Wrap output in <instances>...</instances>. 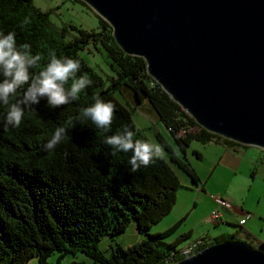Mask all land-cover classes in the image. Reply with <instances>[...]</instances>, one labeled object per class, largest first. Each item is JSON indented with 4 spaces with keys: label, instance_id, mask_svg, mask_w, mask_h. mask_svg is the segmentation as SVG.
<instances>
[{
    "label": "trees",
    "instance_id": "obj_1",
    "mask_svg": "<svg viewBox=\"0 0 264 264\" xmlns=\"http://www.w3.org/2000/svg\"><path fill=\"white\" fill-rule=\"evenodd\" d=\"M49 16L50 12L40 10L34 0H0V32L14 31L18 47L31 45L32 54L41 56L39 68L47 64L52 54L70 57L81 64L77 76L86 74L93 83L77 101L61 108L50 109L41 100L39 105L26 109L19 128L5 130L2 118L7 109L0 105V264H25L33 258L38 264H62L66 257L79 256L81 261L68 264L178 261L186 249L185 244H180L189 233L170 242L162 239L171 235L179 222L163 232L150 234L149 230L170 212L181 188L171 164L183 170L192 184L197 181L196 174L157 131L154 137L163 147L165 158L129 173L127 162L132 153L112 155L113 150L103 142L105 137L128 128L134 133V140L150 141L135 127L131 111L120 103L115 92L126 87L133 92L136 103L146 99L183 157L191 140L209 142L223 137L198 126L173 102L146 73L144 60L125 54L115 43L111 28L101 17L98 16L99 27L95 31L72 24L56 27ZM26 17L31 22L22 28ZM69 30L75 34L69 35ZM89 42L106 51L114 76L104 80L78 55ZM97 96L115 105L107 132L90 121L81 124L77 120L80 109L94 103ZM184 125L196 130L177 136ZM61 126L69 129L68 138L53 152L43 151L42 145ZM130 223L143 238L126 248L110 245L106 255L100 249V241L124 232ZM197 239L202 242L196 250L211 244H205L204 236ZM260 251L264 253V245ZM51 256L54 261H49Z\"/></svg>",
    "mask_w": 264,
    "mask_h": 264
},
{
    "label": "water",
    "instance_id": "obj_2",
    "mask_svg": "<svg viewBox=\"0 0 264 264\" xmlns=\"http://www.w3.org/2000/svg\"><path fill=\"white\" fill-rule=\"evenodd\" d=\"M194 122L264 151V0H79ZM171 264H264V253L216 241Z\"/></svg>",
    "mask_w": 264,
    "mask_h": 264
},
{
    "label": "clouds",
    "instance_id": "obj_3",
    "mask_svg": "<svg viewBox=\"0 0 264 264\" xmlns=\"http://www.w3.org/2000/svg\"><path fill=\"white\" fill-rule=\"evenodd\" d=\"M30 22L26 17L20 26L23 28ZM40 61L39 54H32L31 45L24 43L17 46L14 31H9L7 34L0 32V105L7 109L2 118L5 130L9 127L19 128L25 110L39 105L41 100L46 101L50 109H58L77 101L80 94L93 83L86 74L77 76L81 64L76 59L58 58L52 54L43 68L38 67ZM18 92H20L19 96H17ZM114 113L115 105L97 96L94 98V103L80 109L77 120L81 124L90 121L96 128L107 132L111 128ZM68 133V128L57 127L42 145L43 151L53 152L68 138ZM133 136L131 130L124 128L120 133L106 136L103 141L113 150L112 155L117 152L132 153L127 162L130 174L165 158L166 154L161 145L134 140Z\"/></svg>",
    "mask_w": 264,
    "mask_h": 264
},
{
    "label": "rangeland",
    "instance_id": "obj_4",
    "mask_svg": "<svg viewBox=\"0 0 264 264\" xmlns=\"http://www.w3.org/2000/svg\"><path fill=\"white\" fill-rule=\"evenodd\" d=\"M34 4L40 10L43 11L47 10L50 12V16H49L50 20L52 24L56 27L67 26L69 24H72L77 26L78 28H82L86 30H90V29L95 31L98 30L99 18L92 11V8H90L85 3H81L77 0H34ZM70 34L73 35L75 34V32L69 30V35ZM78 55L82 57L91 66V68H93V70L97 74H99L104 80H106L107 77L114 76V74L111 71V67L107 63L108 59L106 57V51L100 48L98 44H93L89 42L87 46L82 51L79 52ZM107 84H109V82H106L105 85ZM115 96L118 98L121 104L126 106L131 111L132 113L131 116L134 121L135 127L139 129V131H141L148 138L150 143L159 144V142L154 137V132L157 131L161 134L163 139L170 144L169 146L176 153H178V155L181 156V153L179 152L177 145L175 144L172 136H170V134L167 131L168 129L165 127L164 123L158 119L156 112L151 108L149 102L146 99L142 100L141 103H136L134 101L135 99L133 96V92L126 87H122L121 92L119 90H116ZM189 145L190 148L188 146L185 148L189 156H192L191 147L196 148V150L204 152V150L202 149L203 145L199 141L191 140ZM247 147L252 150H256L255 149L256 147L253 146H247ZM192 159L193 162H196L200 166L205 164L208 165L207 157H205V159L203 160L198 161L195 159L194 156H192ZM171 167L177 174V178L181 183V188L176 193V202L172 206L170 212L162 220H159L158 222L153 224L149 230V233L152 234L159 231L163 232L169 227H171L174 223L179 222L177 229H175V231L171 235H168L162 239L164 242H170L175 237L177 238L179 235L184 234L183 232H185V234H188L189 233L187 231L188 228L190 226L194 227L195 224L198 223L195 233H193L192 235L191 234L188 235L189 237L182 240L180 246L184 247L189 243L191 244L193 242L192 240L194 239V237L197 234H200L201 231L202 232L207 231V229L210 227L208 225L209 223L208 224H206V222L201 223L202 222L201 220L204 218V215L206 216L208 214L210 215L212 212L217 210L212 209V211H209L211 206L209 205V201L211 200V198L210 200L207 199L199 200L198 201L199 206L194 207L195 200L193 197H195V195L194 192H192L193 187L190 178L183 170L177 168L176 165L171 164ZM217 171L218 173H221L220 176L221 180L220 182L215 181L214 177L216 175L214 174L213 178L209 181L208 190L210 191L207 192L210 196L211 194L215 195L216 192L221 191V189L225 187L226 184L225 179H227L230 176L227 174V172H222V170H217ZM259 189L260 190L264 189V183H260ZM190 193H192L193 196H191ZM262 207H264V205L261 206V208L259 207V210H261ZM142 238L143 235L138 233L137 230H135L134 225L130 223L124 232L117 235L116 234L113 235L112 239L105 237L102 241H100L99 246L100 249L107 255L110 251V245L111 247H115V245H120L122 248H126L130 245L132 246L138 243ZM189 240L192 242H188ZM225 240H235V239H225ZM186 242L188 243L185 244ZM205 244H208V242ZM182 257L183 255L181 256V258ZM81 260H82L81 256L75 259L66 257V259L62 262V264H68V262L70 261L79 262ZM37 261H38L37 258H33L25 264H38ZM49 261H54V256H51L49 258ZM85 262L84 264L89 263L88 261Z\"/></svg>",
    "mask_w": 264,
    "mask_h": 264
},
{
    "label": "crops",
    "instance_id": "obj_5",
    "mask_svg": "<svg viewBox=\"0 0 264 264\" xmlns=\"http://www.w3.org/2000/svg\"><path fill=\"white\" fill-rule=\"evenodd\" d=\"M200 143L204 152L191 147L192 156L198 161L207 157L209 166L207 164L200 166L193 162L194 158L187 154L186 149H184V157L182 154L181 156L176 154L179 158H184L196 174L197 181L192 184L193 190L191 189L195 195L194 207L199 206V200L211 198L209 211L217 210L222 221H208L211 214L204 215L200 222L209 223L210 227L207 231L197 234L193 240L202 236L208 243L235 239L261 250L264 245V211H262L264 207L261 210L259 207L264 205V189L260 190L259 187L260 183H264V151L257 148L252 150L246 145L226 141L223 138H212L209 142ZM188 147L190 148V145ZM216 168L227 172L230 176L225 179V187L210 196L207 192L210 191L209 181L214 174L215 181L221 180V173H218ZM190 195L193 196L192 193ZM215 197L221 198L225 205L217 203ZM197 224L188 228L189 235L195 233Z\"/></svg>",
    "mask_w": 264,
    "mask_h": 264
},
{
    "label": "built area",
    "instance_id": "obj_6",
    "mask_svg": "<svg viewBox=\"0 0 264 264\" xmlns=\"http://www.w3.org/2000/svg\"><path fill=\"white\" fill-rule=\"evenodd\" d=\"M191 130L194 131L196 130V128L193 126L184 125L180 131L176 132V135L179 136ZM214 200L221 205H225V202L221 200V198L215 197ZM211 220H218V221L221 220L222 221L221 216L217 211H214L211 213L210 217L208 218V221H211ZM201 242H202L201 240L197 239V242L193 243V245H187V248L184 251H182V255L185 256V255H188L189 253L190 254L193 253L199 247Z\"/></svg>",
    "mask_w": 264,
    "mask_h": 264
},
{
    "label": "bare ground",
    "instance_id": "obj_7",
    "mask_svg": "<svg viewBox=\"0 0 264 264\" xmlns=\"http://www.w3.org/2000/svg\"><path fill=\"white\" fill-rule=\"evenodd\" d=\"M197 240H194L191 244L189 243L188 245H193V243H196ZM186 248H187V245H186ZM176 261V260H175ZM173 263V262H172ZM171 264V263H170Z\"/></svg>",
    "mask_w": 264,
    "mask_h": 264
}]
</instances>
